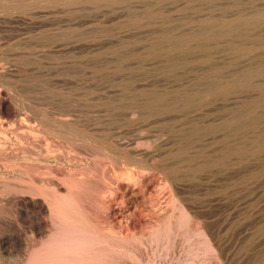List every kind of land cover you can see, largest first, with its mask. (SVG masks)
I'll list each match as a JSON object with an SVG mask.
<instances>
[{
  "label": "rangeland",
  "instance_id": "1",
  "mask_svg": "<svg viewBox=\"0 0 264 264\" xmlns=\"http://www.w3.org/2000/svg\"><path fill=\"white\" fill-rule=\"evenodd\" d=\"M0 9L34 21L0 24V80L21 100L26 92L44 130L33 137L36 186L45 158L66 176L90 171L86 193L108 201L106 224L132 231L94 264H264V0H0ZM109 166L134 171L115 179L114 195ZM10 213L0 204V241Z\"/></svg>",
  "mask_w": 264,
  "mask_h": 264
},
{
  "label": "bare ground",
  "instance_id": "2",
  "mask_svg": "<svg viewBox=\"0 0 264 264\" xmlns=\"http://www.w3.org/2000/svg\"><path fill=\"white\" fill-rule=\"evenodd\" d=\"M6 10H5L6 12L12 13V11H14L15 9L6 8ZM23 11H24L23 13H26L27 15L34 14L33 13L34 9L32 8H26ZM42 12L44 13V16H46L45 15L46 13L43 10ZM0 13H2V9H0ZM12 16L8 17L10 19H5V17H2L0 15V24H6V23L12 24L11 21H18L24 24L25 27L29 24L31 25L30 22H34L31 19H29V21L27 20L28 22H26L25 18H23L24 19L23 20L22 18L20 19L16 16L13 17ZM40 20L38 19L39 22H37L39 25L42 24ZM42 21H46V20H42ZM48 24L49 23H47V25ZM1 39H3V37H1L0 40ZM0 42L2 43V41ZM3 44L4 43L0 45L3 46ZM18 44L19 43H17V45ZM71 49L73 51V48ZM42 54L45 55L46 54L45 51ZM0 68H1L0 70H2V67ZM15 68L16 66H14V68L11 69H15ZM23 68H24L23 70L26 71L25 67ZM7 70H10L9 67ZM23 70H21V73ZM10 71L13 73L12 70ZM14 73H18V72L14 71ZM5 74H7V72ZM12 77L13 76H11L10 78L12 79ZM14 78H17V75L16 77L14 76L13 79ZM1 80L6 81L5 79H1ZM1 80H0V169L2 171L0 174H3L6 177H12L13 181L15 180L17 182L16 183L13 182V184L11 182L10 183L11 186L7 185L8 182L5 185L0 184V204L8 205L13 209V213H10L12 215L10 222L12 223L13 228L12 230H6L9 231V233L2 235L1 240L3 241H0V264H3L2 261L7 258L13 259L15 264H94V260H96L97 256L102 254L101 256H99L102 257L103 254L105 253L104 251H106L109 248V243H108L109 240H113V241L119 240L120 242H122L121 239L127 238V236H129L132 231L130 232L129 229L127 230V232H124L126 229L124 231H118L114 227H111L109 225L110 223L106 224L107 223L105 219L106 216L104 217V214L106 215V213L103 212H105L108 209V204H109V203L107 204L108 201L106 202L104 200L105 198H102L101 200L97 201L86 193V190H88L89 188L88 182L90 179L89 174H91L89 173L90 171L87 172L82 169L80 173H77L79 175L78 177H76L77 174L76 176L75 175L66 176L61 172L57 173L56 171H54L52 167L49 165L50 163H48L49 160L45 158L44 159L45 161L43 162H45L48 166L46 168L44 167L43 174H45L48 177H46L47 179L39 180L38 183H40V185L39 187L36 186L38 184H36L37 169L35 167L36 166L35 163L43 159L37 158L38 157L37 153L33 151L34 150L33 137H35V135L38 133H43L44 130L37 129V127H35L34 125L35 118L32 115V107L30 105L31 101L27 99V96H25L26 94L24 95V93L26 92L24 90H21V88L20 90L16 89L17 91L21 92V94H18V96L19 95L24 96V98L22 97L21 100V98H17L10 90L2 91L5 89H2L4 86L1 84ZM71 123L73 125H77L78 121L76 119H73ZM41 125L45 126L46 122L44 120L43 121L41 120ZM62 143L64 144V142ZM58 144L60 143L58 142ZM57 146H54V148ZM56 150L57 148L51 149L48 147L45 149V152L48 154L49 152ZM35 155H37V157ZM40 162L42 163V161ZM51 163L53 162L51 161ZM120 166L121 165H119V167ZM128 169L124 168L123 171L120 172L119 170L118 172V170H116V167L115 169L110 167V174L108 173L110 176L106 188L109 195L115 192L116 190V185H115L116 178L122 177L125 179H131L134 177V173H133L134 171L132 170L126 171ZM4 182L5 181H3V183ZM99 209L101 213L98 212ZM7 264L9 263L7 262Z\"/></svg>",
  "mask_w": 264,
  "mask_h": 264
}]
</instances>
